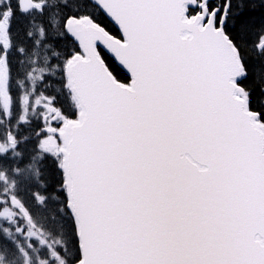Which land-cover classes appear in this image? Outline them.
<instances>
[{
	"label": "snow or ice",
	"instance_id": "6c2138e0",
	"mask_svg": "<svg viewBox=\"0 0 264 264\" xmlns=\"http://www.w3.org/2000/svg\"><path fill=\"white\" fill-rule=\"evenodd\" d=\"M0 264H264V0H0Z\"/></svg>",
	"mask_w": 264,
	"mask_h": 264
}]
</instances>
